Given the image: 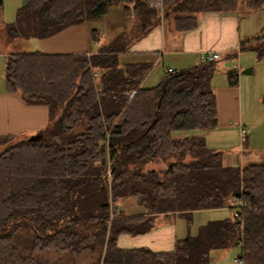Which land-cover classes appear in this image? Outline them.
<instances>
[{"label": "trees", "instance_id": "16d2710c", "mask_svg": "<svg viewBox=\"0 0 264 264\" xmlns=\"http://www.w3.org/2000/svg\"><path fill=\"white\" fill-rule=\"evenodd\" d=\"M162 5L173 29L185 32L199 13L247 12L264 8V0ZM111 6L135 18L137 37L160 20L145 0H23L8 28L40 39L86 25ZM122 35L93 53L5 57V89L43 105L48 118L37 139L0 135V264H74L82 252L89 264H209L211 251L230 247L241 264H264V159L225 166L219 151L191 134L216 126L217 60L203 57L145 86L153 61L127 53ZM98 38L90 28V41ZM243 49L264 58V34L223 58ZM226 78L236 85V69ZM261 103L264 110V94ZM125 199L135 211L123 213ZM222 207L231 215L199 225L171 250L116 244L120 234L150 230L154 215L175 214L189 227L193 211Z\"/></svg>", "mask_w": 264, "mask_h": 264}, {"label": "crops", "instance_id": "0c3cea01", "mask_svg": "<svg viewBox=\"0 0 264 264\" xmlns=\"http://www.w3.org/2000/svg\"><path fill=\"white\" fill-rule=\"evenodd\" d=\"M12 1L16 7H13L12 16L9 20L5 18L3 0L0 5V135H32L47 124V110L43 105L25 104L18 93L8 92L5 89L3 81L5 57L11 53L36 51L43 54L93 53L111 39L100 40L98 38L95 41H90L89 29L86 25L76 24L68 26L51 36L40 39L32 37L23 39L18 37L16 42L18 47L11 51L7 46L6 38L3 37L5 35L3 28L8 23L7 21L9 23L14 21L16 9L23 0ZM131 19L127 21L129 23L126 25V33L128 29L133 27L131 25H135V18ZM238 20L237 13L235 12L211 11L197 14V26L190 31H175L171 21L168 18H164L163 20H159L156 25L152 26L141 36H136L135 33L137 31L134 28L131 30V33H134V35L129 38L124 36L123 28L119 33H122V39L124 38L127 41V53L153 61L148 75L160 63L161 75L167 69L171 70L191 66L208 54L215 53L219 58L223 57L228 51L237 50L241 42ZM239 53L240 51L237 52L236 58ZM226 60L234 61L236 59ZM211 87L217 107L216 126L211 130L215 131L223 126L241 128L239 127V123L241 124L243 119L242 115L239 114V100H237L236 88L229 86L218 88L212 85ZM203 133L204 131L202 130L191 132L192 135L203 137L206 145L213 149V146L207 144ZM243 141L246 144V136L243 138ZM219 152L221 153L223 165L238 166L242 164L235 151H228L223 155L221 151ZM131 206L136 209L133 200ZM214 210H226L231 215L228 207H222L218 209L193 211L191 219L193 215H198L201 211ZM179 221L182 223L180 231H178V226H180L178 225ZM189 227H187V222L182 217L175 214L160 213L154 215L153 226L150 230L137 235L120 234L117 237L116 244L121 248L147 247L153 251H168L173 248L177 239L184 237L189 232L192 234V230L189 231Z\"/></svg>", "mask_w": 264, "mask_h": 264}, {"label": "rangeland", "instance_id": "374dc122", "mask_svg": "<svg viewBox=\"0 0 264 264\" xmlns=\"http://www.w3.org/2000/svg\"><path fill=\"white\" fill-rule=\"evenodd\" d=\"M12 0H3V8L5 11V18L9 20L12 16V10L14 9ZM160 20L164 19V9L159 13L155 10ZM239 35L241 41L246 43L248 40H256L264 34V8L250 10L247 12H237ZM130 18L121 16L118 7H109L102 17L96 20H90L86 23L88 29L94 28L99 31L100 40L113 39L117 32L122 28L124 30L125 37H131L134 33H131L132 28L136 29L135 25L127 30L126 25ZM132 21V19H131ZM4 26L7 46L11 51L18 47V37L11 35L9 31V21ZM111 28V29H110ZM137 31V29H136ZM134 31V32H136ZM130 32V33H128ZM136 34V33H135ZM102 42V41H101ZM107 44V42H106ZM217 60L216 70L211 78V85L213 87H234L237 91V100H239V114L242 115L243 122L239 123V127L244 130V138L247 137L246 144L241 139L238 127H219L218 130H205L204 135L209 146H213V150L221 151L222 155L225 152H234L238 154V158L242 163L246 162H259L264 159V110L261 103V98L264 94V58L257 57L255 53L248 49H243L238 54L236 60L230 61L223 57H219ZM236 68L237 69V83L234 86L229 85L226 78V71ZM251 68L249 73L243 71ZM161 73V63L152 69L147 79L144 82L145 86L154 85L159 79ZM245 120V122H244ZM236 129V130H235ZM238 129V131H237ZM22 136H27L26 134ZM31 136L28 134L27 137ZM2 148V147H1ZM132 205V199H125L120 201V207L123 213L128 214L134 211ZM230 216L229 211L226 210H214V211H201L198 215H193L191 219V226L189 231L196 232V229L202 223L208 220L221 219ZM183 222V219H182ZM178 226V231H180ZM183 236V234H182ZM239 249L237 247H230L225 250H213L209 253V264H241L237 260ZM90 258L86 252L80 253L75 257L74 264H89Z\"/></svg>", "mask_w": 264, "mask_h": 264}, {"label": "built area", "instance_id": "2783aa9c", "mask_svg": "<svg viewBox=\"0 0 264 264\" xmlns=\"http://www.w3.org/2000/svg\"><path fill=\"white\" fill-rule=\"evenodd\" d=\"M145 1L148 3L149 7H151L152 9L158 10L159 13L162 12V7H163L162 0H145ZM205 58L209 59V60L217 59L218 55L215 54V53L208 54V55L205 56ZM166 71H170V70L167 69ZM239 134H240L241 139H243L244 138V130L240 128L239 129Z\"/></svg>", "mask_w": 264, "mask_h": 264}, {"label": "water", "instance_id": "95a60500", "mask_svg": "<svg viewBox=\"0 0 264 264\" xmlns=\"http://www.w3.org/2000/svg\"><path fill=\"white\" fill-rule=\"evenodd\" d=\"M250 71H251V68H248V69L244 70L243 72L244 73H249ZM37 138H38L37 134H33V135L28 137V139H30V140H34V139H37Z\"/></svg>", "mask_w": 264, "mask_h": 264}]
</instances>
